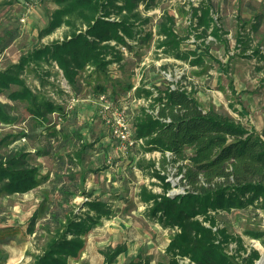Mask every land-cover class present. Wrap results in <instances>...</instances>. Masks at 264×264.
<instances>
[{"label": "rangeland", "instance_id": "obj_1", "mask_svg": "<svg viewBox=\"0 0 264 264\" xmlns=\"http://www.w3.org/2000/svg\"><path fill=\"white\" fill-rule=\"evenodd\" d=\"M207 1L212 5L211 15L219 37L209 34L210 29L197 37L200 30L194 27L191 6L197 7ZM151 5L148 9L139 5L143 17L148 16L149 21L137 25L140 33L136 42L129 41L132 49L121 48L125 60L120 65H110L112 79L95 73L88 75L87 70L89 84L82 82L83 89L76 94L61 72L56 73L55 65L39 68L49 69L50 81L68 95L65 98L68 114L62 125L67 131L78 128L88 143L86 148L74 135L60 146L61 142L52 140L40 128H32L22 102L0 98L2 103L11 105L8 110L11 116L17 117L16 121L0 123V138L5 139L0 144V157L12 151L33 153L38 150L39 154L28 157V163L39 167L42 177L46 176L27 191L0 192V264H32L50 236L68 216L82 213L85 210L82 204L89 199L106 202L111 213L82 236L85 248L78 260L70 264H105V252L117 247L123 252L111 264H143L147 259L151 263L166 261L164 249L173 230L147 220L138 196L143 183L160 191L150 184L158 180L149 178L135 166L141 156L148 159L160 154L144 150L143 143L123 147L111 135L115 116L111 112H100L104 105L99 98L101 94L92 92L97 79L107 83L119 81L121 88L126 82L131 83L130 90L119 88L120 96L115 99L109 93L106 95L107 103L124 117L131 136L135 115L149 101L141 94L138 96L134 89L152 88L161 82L171 87H185L205 109L227 112L260 132L264 125V0H152ZM54 8L56 4L52 0H0V69L41 43L62 39L68 31L66 25L48 35L39 34ZM165 12L174 17L173 28L181 41L178 48L181 51L194 49L201 57L200 64H191L192 57L188 60L176 58L157 46L160 38L157 23ZM146 33L150 35L142 41ZM141 41L143 44H139ZM22 76L31 87L37 84L33 70L26 68ZM48 93L61 101L53 92ZM51 117L56 118V113ZM21 132L32 133V136L26 137ZM167 179L173 185L171 193L184 192L174 167H168ZM88 192L92 193L90 198L86 196ZM32 215L35 216V231L29 232L27 226ZM218 219L221 226L243 239L248 250L254 248L260 252L254 264H264V208L253 205L220 212ZM249 231L259 235L254 236ZM235 248V243H230L227 250L242 264ZM182 263L192 264L185 259Z\"/></svg>", "mask_w": 264, "mask_h": 264}, {"label": "trees", "instance_id": "obj_2", "mask_svg": "<svg viewBox=\"0 0 264 264\" xmlns=\"http://www.w3.org/2000/svg\"><path fill=\"white\" fill-rule=\"evenodd\" d=\"M52 1L56 8L41 28L40 36L52 33L61 25L68 26V31L62 39L41 43L1 68L0 98L22 102L32 128H40L49 138L61 142L60 146L74 135L86 148L88 143L78 128L67 131L62 125L68 114L65 107L68 95L50 81L49 69H41V73L39 68L55 65L56 73L61 72L76 94L83 89L82 82L89 84L87 70L88 75L95 73L112 79L110 65H120L125 60L121 48L132 49L129 41L136 42L140 33L137 25L149 21L148 16L143 17L139 5L148 9L152 7V0ZM211 10L209 1L191 6L194 27L200 30L197 37L205 35L208 29L209 34L219 37ZM173 26V15L163 13L157 23L160 36L157 46L176 58L192 57L191 64H200L201 57L194 49L181 51L178 48L181 41ZM149 35L146 33L142 41ZM142 41L139 44H143ZM254 51L257 53L258 48ZM26 68L35 72L37 84L34 87L22 76ZM262 80L264 85V75ZM109 81L97 79L92 92L107 96L109 93L117 98L120 83ZM124 85L121 89L125 91L132 88L130 82ZM48 92L56 94L61 103ZM134 92L149 101L133 119V137L143 139L144 150L160 154L148 159L141 156L135 164L149 178H156L157 183L151 181L150 184L160 189L155 191L147 184L140 185L138 196L144 205L143 214L147 220L173 230L164 249L166 261L151 263L147 259L143 264H183L184 259L192 264H241L236 255L227 250L230 243H235L234 250L242 264H254L260 252L254 248L248 250L240 236L221 226L218 214L253 205L264 208V125L256 132L227 112L205 109L185 87H171L167 82L152 88L137 87ZM10 106L0 99V123L17 120L9 113ZM53 112L57 119L51 117ZM20 134L32 136L27 132ZM4 140L0 138V144ZM35 153L40 151H12L0 157V192H24L44 180L46 176L42 177L40 168L28 163V157ZM169 166L175 168L184 192H170L173 185L167 179ZM91 195V192L86 193L88 198ZM82 208H85L82 213L68 216L50 236L32 264H70L78 260L85 248L82 236L111 213L110 205L100 199L86 200ZM34 222L32 215L27 226L29 232L35 231ZM249 233L259 235L256 231ZM121 252V247L105 252V264L115 262Z\"/></svg>", "mask_w": 264, "mask_h": 264}, {"label": "built area", "instance_id": "obj_3", "mask_svg": "<svg viewBox=\"0 0 264 264\" xmlns=\"http://www.w3.org/2000/svg\"><path fill=\"white\" fill-rule=\"evenodd\" d=\"M100 99L103 100L104 105L103 109L100 112L106 113L111 112L115 116L114 124L111 127V135L116 138L123 147L139 145L143 143V139H135L131 136V131L127 124L125 123L124 117L118 112L117 108L112 107L109 103H107L106 95L101 94L99 96Z\"/></svg>", "mask_w": 264, "mask_h": 264}, {"label": "crops", "instance_id": "obj_4", "mask_svg": "<svg viewBox=\"0 0 264 264\" xmlns=\"http://www.w3.org/2000/svg\"><path fill=\"white\" fill-rule=\"evenodd\" d=\"M143 205V204H142ZM144 206V205H143Z\"/></svg>", "mask_w": 264, "mask_h": 264}]
</instances>
